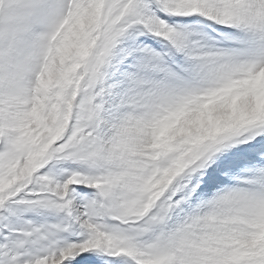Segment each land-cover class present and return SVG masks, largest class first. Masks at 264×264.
<instances>
[{"label":"snow or ice","instance_id":"obj_1","mask_svg":"<svg viewBox=\"0 0 264 264\" xmlns=\"http://www.w3.org/2000/svg\"><path fill=\"white\" fill-rule=\"evenodd\" d=\"M0 264H264V0H0Z\"/></svg>","mask_w":264,"mask_h":264}]
</instances>
